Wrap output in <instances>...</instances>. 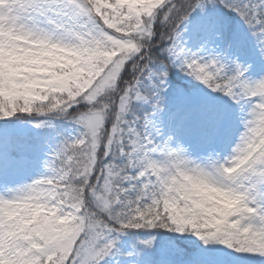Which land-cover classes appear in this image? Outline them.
<instances>
[{
    "label": "snow or ice",
    "instance_id": "snow-or-ice-1",
    "mask_svg": "<svg viewBox=\"0 0 264 264\" xmlns=\"http://www.w3.org/2000/svg\"><path fill=\"white\" fill-rule=\"evenodd\" d=\"M0 264H264V0H0Z\"/></svg>",
    "mask_w": 264,
    "mask_h": 264
}]
</instances>
